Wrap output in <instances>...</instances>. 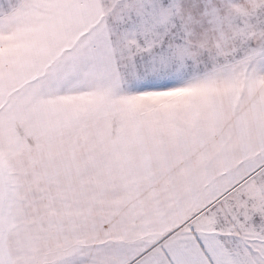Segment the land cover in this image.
Segmentation results:
<instances>
[{
	"label": "snow or ice",
	"instance_id": "snow-or-ice-1",
	"mask_svg": "<svg viewBox=\"0 0 264 264\" xmlns=\"http://www.w3.org/2000/svg\"><path fill=\"white\" fill-rule=\"evenodd\" d=\"M0 264H264V0H0Z\"/></svg>",
	"mask_w": 264,
	"mask_h": 264
}]
</instances>
